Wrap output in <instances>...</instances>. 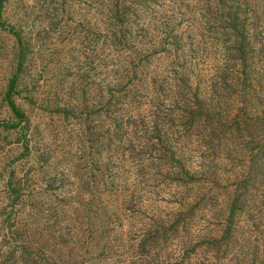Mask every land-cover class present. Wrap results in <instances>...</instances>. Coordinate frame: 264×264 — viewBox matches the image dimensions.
<instances>
[{"label": "rangeland", "instance_id": "rangeland-1", "mask_svg": "<svg viewBox=\"0 0 264 264\" xmlns=\"http://www.w3.org/2000/svg\"><path fill=\"white\" fill-rule=\"evenodd\" d=\"M194 1L176 0L158 20L181 13L193 14V18L200 13L193 9ZM251 1L252 10L258 13V18L253 16L252 27L264 29V0ZM100 9L101 0L4 2L0 24L2 119L7 80L19 57L26 62L17 101L29 118L27 134L32 156L18 165V175L27 176L34 168L35 193H39L36 203L44 201L42 194L52 208L62 205L60 194L71 201L70 213L58 220L50 236L44 237L45 249L48 244L47 251L66 253L70 264H160L166 260L178 264L183 258L185 264H211V254L200 250V246L211 238L218 222L229 215L232 200L242 192V213L232 244L234 262L264 264V139L259 128L244 131L238 141L226 143L222 151L215 145L211 117L184 132L177 138V156L200 180L188 187L177 186L169 175L170 168L164 165L165 133L150 132L152 122L160 123L166 115L175 118L178 113L169 96L163 104L157 101L153 107L144 104L136 109L131 131L124 140L117 143L115 138L111 148L101 146L102 132L107 130L100 109L104 91L101 60L112 59L102 50L97 35L103 20ZM183 27L185 22L178 26L179 30ZM261 47L264 40L256 42V57L262 55ZM214 66L211 55H202L197 73L191 76L193 86H201L206 99ZM14 139L0 130V163L8 164L20 153L10 152L16 148ZM134 157L155 160L150 162L149 172H141ZM107 170L114 177L111 189L101 181L102 174H110ZM244 181L248 182L246 186H242ZM2 186L3 182L0 190ZM184 197L189 198L186 224L190 220L194 224L172 233L164 247L158 248L154 260L148 259L139 234L161 222L169 224L167 220L178 211Z\"/></svg>", "mask_w": 264, "mask_h": 264}, {"label": "trees", "instance_id": "trees-1", "mask_svg": "<svg viewBox=\"0 0 264 264\" xmlns=\"http://www.w3.org/2000/svg\"><path fill=\"white\" fill-rule=\"evenodd\" d=\"M175 1L101 0L98 11L103 20L97 35L102 41V50L109 52V59H112L107 62L103 57L101 60L104 91L100 109L103 127L107 128L102 132L101 146L111 148L116 143L115 138L119 140L117 143L124 140L131 131L130 121L135 117L136 109H141L144 104L153 107L157 101L163 104L169 96L178 108L175 118L173 114L161 117L160 123L158 120L152 122V130L149 126L146 131L165 133L164 165L170 168L169 175L174 177L177 186L188 187L196 186L200 180L190 174L177 156V138L196 128L204 119L211 117L213 138L220 151L226 143L238 141L244 131L259 128L264 139L263 47L262 55L256 57V42L264 40V29L252 27L258 13L252 10L251 0H195L193 9L200 13L194 14L193 18V14L181 13L165 21L158 20L164 9L167 11ZM4 2L0 0V24ZM181 21L186 27L179 30ZM17 42L22 55L24 50L19 35ZM206 54L211 55V63L214 62L216 67L208 99L201 92V86H193L191 77L197 73L199 61ZM25 65V58L19 57L3 90L5 118H0V130L15 137L13 145L16 148L10 152L20 153L10 163H0V183L3 182L0 190V264H70L66 253L49 252L48 244L45 249L47 241L44 243V237L52 234L58 220L70 213V199L60 194L62 205L52 208L46 205L48 198L42 194L44 201L36 203L39 193H35L34 168L27 176L18 175V165L30 161L32 156L27 134L29 118L17 101ZM172 128L176 129L172 131ZM134 158L141 172H149L150 162L155 160ZM107 171L110 174L101 173V181L111 189L114 177L110 170ZM247 183L242 182V186ZM242 197L240 192L232 200L229 215L218 222L211 238L200 246V250L211 254V264H243L242 260L234 262L236 256L232 245L237 219L242 213ZM188 199L184 197L180 201L178 211L167 220L169 224L161 222L160 226H150L139 234L143 239V253L148 259L154 260L158 248L164 247L172 233L177 234L186 225L194 224L191 220L186 224L189 221L185 214ZM185 262L183 258L177 263ZM170 263L166 260L160 264Z\"/></svg>", "mask_w": 264, "mask_h": 264}]
</instances>
